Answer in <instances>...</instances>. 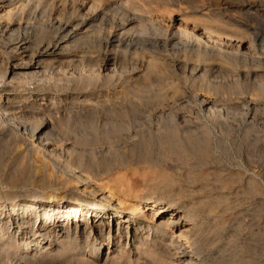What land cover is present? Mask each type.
Here are the masks:
<instances>
[{"label":"rangeland","instance_id":"1","mask_svg":"<svg viewBox=\"0 0 264 264\" xmlns=\"http://www.w3.org/2000/svg\"><path fill=\"white\" fill-rule=\"evenodd\" d=\"M79 4V0H66L60 5L55 4L56 7L49 5L45 8L43 16L37 17V20L47 23L50 16L68 17L85 13L88 5L85 10L78 11ZM126 7L128 12L131 11L130 13L141 18L134 31L140 36L142 34L147 35V38L151 36L150 39L157 35L165 39L170 34L173 35L174 31L188 34L189 32L182 30V27L178 29L180 22L183 21L195 32L207 29L212 31L210 33L214 40L219 38L218 40L228 46L209 47L210 51L202 58L204 62L206 60L209 64H217L218 67L208 72L204 79H199L203 72L193 75L189 74L190 72L182 73L180 70L172 71L171 74L163 71L165 74L168 73L166 75L168 78L163 77V80L169 81L171 78L169 83L161 82L162 75L159 73L156 77L152 73L150 74L152 77L148 76L147 79L146 72L141 73V61L153 55L158 58L159 52V55L164 52L161 48L155 49L151 42L148 43L149 41L145 43L139 41L138 38L141 37L136 36L134 49L132 47L127 53L122 54L125 61L121 62L119 68L121 73L115 74L111 79L104 71L99 77L93 76L89 80L86 76L76 74V70L67 69L57 75L52 74L50 70L48 72L50 74L46 73L45 97L53 94L51 90L54 84H57L62 91L55 93L53 99H59L61 104L67 101L66 109L57 111L59 115L53 110L51 112L53 117L49 116L50 113L17 114V118L11 120V126L28 128L25 133L13 132L10 124L0 121V204L7 205L13 197L26 199L32 195L58 194L68 198L77 194L82 184L75 185L72 181L73 176L69 170L67 171L68 167L75 173L87 176L89 182L96 186H101L103 182L113 183L111 177L119 172L116 175H122L119 176L120 180L124 178L121 181L122 185L127 184V187L128 185L131 187L132 196H128L131 198L145 196L151 186L158 185L161 178L166 177V184H162L166 187L162 188L161 185L160 190L152 197L162 204H174L176 208L183 203L187 207L189 204V207H194L191 220L195 223L194 229H197L195 232L198 242L195 249L207 258L209 264H264V0H130ZM29 23L33 24V20L30 19ZM135 38L140 43L136 42ZM198 41L201 44L205 43L202 39ZM97 43L95 40L93 45L88 44L90 47L85 46L86 50L91 52L92 47L96 53ZM190 49L186 47L183 50L185 61H188L189 57L193 58L194 49ZM216 49L223 52L216 55L214 52ZM187 54L190 55L187 56L188 60ZM204 62H200L203 70L209 66ZM137 67H140L141 74L138 73ZM252 69L257 71V75L251 76L252 78L246 77L245 72ZM151 78H154L153 81L158 80H155V83L160 81L159 83L165 87L163 85L160 89L157 87L159 83L155 84L153 81L154 84H151ZM1 85L5 84L1 83L0 89ZM27 85L26 88L32 91L30 101L38 102L35 86L31 85V82ZM170 85L177 90L175 96L173 93L176 90L169 91ZM14 86L19 87L20 84ZM122 88L131 95L143 96L144 100L151 99V106L147 103L149 106L146 107L147 113L153 115L154 110L163 108L165 115L160 117L158 114L150 115L151 124L148 120L142 125L139 123L140 126L138 123L133 124L125 113L119 114L120 116L111 112L91 113L92 115L88 113L87 116L85 113L82 114L84 99H89L88 102L98 99L109 101L114 98L115 92ZM168 92V98L172 100L161 96ZM155 100L157 104L158 101L160 103L156 105ZM201 100L206 101L207 106L202 105ZM166 106L170 108L167 109ZM40 120L50 122V127L42 137L44 142L49 144L45 150L37 144V140L28 137L29 131L36 129L41 123ZM192 121L195 124L191 125ZM187 128H193V131ZM44 138H48L47 141ZM169 142L175 144L172 149L168 148ZM142 161L147 163H141ZM35 162L38 165L42 163V171H35L37 165ZM118 163L124 165L114 169L113 173L102 175L101 180L98 179L99 176L96 175H99L104 165L114 168L119 166ZM202 176L206 180L201 179ZM42 202L48 201L44 199ZM198 202L201 204L196 206ZM50 206L54 207V204ZM49 212L51 213V209ZM3 218L1 215L0 219ZM20 226L14 225L17 235L25 231V227ZM103 251L106 252L105 247L100 250Z\"/></svg>","mask_w":264,"mask_h":264},{"label":"bare ground","instance_id":"2","mask_svg":"<svg viewBox=\"0 0 264 264\" xmlns=\"http://www.w3.org/2000/svg\"><path fill=\"white\" fill-rule=\"evenodd\" d=\"M65 1L66 0H0V84H5L1 85L0 89V121L10 124V128L13 132L25 133L28 131V128L26 129L24 126H11V120H13L14 117L17 118L16 115L19 113L25 114L24 112H30V114L38 115H48L50 113L49 116H51L53 110H56V114H58L57 111L60 112L66 109L65 105L67 101H63L64 103L61 104L59 99H57L58 101L53 99L55 93L62 91V88L56 86L57 84H54V87L51 86L53 87L51 90L53 93L50 96L51 98L45 97L47 92V88H45V84L47 83L46 73L50 70V72L55 75L67 69L70 71L76 70V74L86 76L89 80L92 79L91 77L93 76L99 77L100 73L104 71L111 79L115 74L119 75L121 73L119 68L121 62L124 60L122 54L127 53L133 46L135 47L134 37L137 36L138 38L139 36L141 37L138 38L140 39L139 41L144 43L149 41L148 43L151 42L155 49L157 48L159 50L161 48L164 52L161 55H159V52L158 58H155L153 55L141 61V73L142 71L146 72V76L144 75L146 78L152 73L155 74L154 77H156V74L159 73L162 75V79L159 80L161 82L167 81L163 80V77H167L166 75L170 72L172 73V71L180 70L182 73L190 72L189 74L193 75L203 72L204 74H201L202 76H199V79H204L208 72L215 70L218 66L217 64H209L206 60L204 62L202 56L210 51L208 49L209 47L220 48L224 47V45L226 47L228 46L218 40L219 38L214 40L215 38L213 39L211 36L212 31L207 29L209 32H195L194 29L189 28L185 24L186 22L183 23L184 21L182 23L180 22L178 29L182 27V30L185 29L189 32L188 34L185 32L184 34H182V32L176 33V31H174L175 33L173 35L170 34V36H166L167 38L165 39L162 38L160 34V36L157 35L151 39L150 35L149 38L144 34L141 36L140 34L137 35L134 31V27L140 23L141 18L130 13L131 11L128 12L126 4L130 0H79L80 4L78 11L85 10L88 5V9L85 13H77L75 16L70 15L68 17L55 16L56 18H51L50 16L49 21L47 19V23L43 20L46 24L44 22L41 23L42 20L40 22V19L37 20V17L40 18L47 6H55V4L60 5L61 3H65ZM30 19L33 20V24L29 23ZM138 39L136 40L135 38V41L139 42ZM198 39H202L205 43L201 44ZM95 40L98 42L96 44L98 46V51L95 53L96 50L94 51L92 47L91 52L87 51V45H90V43L93 45ZM186 47L187 49H194V54L192 53L193 58H190V55L188 56L189 53L186 55V57H189L190 61L188 57V61H185L183 50ZM214 52L216 55H219L223 51H220L221 53L219 50ZM171 54L174 55L172 56ZM201 61L208 63V69L205 68L207 71L203 70L200 64ZM123 67L124 66H122V68ZM139 68L138 70L135 68V70L139 71ZM163 71H167L168 73L165 74ZM138 73H140V71ZM242 74H244V72ZM256 75L257 71L253 69L245 72V76L248 78ZM153 79L151 78V84L153 82L155 83L156 79L154 81ZM193 79L195 80L196 78L194 77ZM8 80L10 81L7 82ZM170 80L167 82L169 83ZM28 82H31V85L35 86L34 91L38 93L36 95V97L39 98L38 102L36 100L35 102L33 100L30 101L29 98L31 97L32 91L26 88ZM9 84L11 86H9ZM15 84H20V86L15 87ZM59 84L61 85V83ZM37 85L41 86L38 87ZM163 85L159 83L157 87L161 89ZM196 86L195 88H197ZM170 87L171 89L169 91L176 90V88H173L171 85ZM23 92H25V94ZM176 92L177 90L173 93L174 96ZM115 93L116 94L113 96L114 98L109 101L98 99L97 101L88 102L89 99H84L82 108L84 112L82 111V114L85 113V116H87L88 113H90L89 115L103 112H111L116 115L125 113V115L127 114L129 118H131L130 120L133 124L141 123V125L149 120L152 114L146 112V107L148 106L147 103L151 106V99L149 101L147 97V100H144L145 98L143 99V96L131 95L130 92H127L124 88ZM185 95L187 94L185 93ZM161 96L163 98H168L169 92L164 95L165 97L163 95ZM176 96L178 99V95ZM156 97L159 96L156 95ZM33 98H35V96ZM169 99L171 98H168V100ZM195 99L197 100V98ZM203 100H201L200 103L207 106L206 101ZM162 101L163 100H161V103ZM158 102L160 103V101ZM165 102L163 103L165 104ZM158 104L156 103V105ZM209 105L208 108L210 110ZM167 106L165 108H167ZM154 109H156V107ZM151 111L153 112V110ZM164 111L165 109L162 108L161 110V108H159L154 110L153 115L158 114L160 117L164 114ZM61 113L63 114V112ZM189 116L191 117V115ZM169 118L170 116L168 119ZM176 119L178 120L177 117ZM44 121L41 122L40 120L41 123L39 126L33 131H29L28 137L31 140H37V144L45 150V147H48L49 144L45 143L42 137L48 127H50V122L46 121L43 123ZM148 122L150 123V120ZM182 122H187V120ZM190 124L192 125L195 123L192 121ZM148 129L147 127V130ZM187 129L193 131V128ZM194 129L198 130V128ZM202 129H204V127ZM44 139L47 141L48 138ZM161 139H163V137ZM169 143L170 144H166V146L168 145V148L171 147L170 149H172L175 144H172L173 142ZM39 162L40 161H38V163ZM143 162L144 161L141 163ZM38 163L35 165V171L37 172L42 171V163L39 165ZM144 163L146 164L147 161ZM123 165L119 164V166H113L114 168L104 165V168L98 173L99 175L96 176H99L98 179L101 180L102 175L109 174L114 169H119ZM68 170L73 176L72 181L75 182V185H78V183L82 184L77 194L68 198L65 195L58 194L55 196L50 194H43L41 196L32 195L28 196L26 199L13 197L7 205L0 204V216H4L3 219H0V264H209L206 260L207 258H204L203 255L195 249V245L198 242H196L197 234L195 232L197 229H194L195 223L191 220L194 215V207H189L190 204L187 207L183 203L176 208L174 204H162L152 197L156 191L158 192V190H160L163 183L166 184V177L161 178V182L158 183L159 186L157 184L151 186L150 190H148V192L146 191L147 193L145 196H134L131 198L128 197L129 195L132 196L130 194L131 187L129 188V185L127 187V184H125L126 186L122 185L123 182L121 181L124 178L120 180L119 176L122 175H116L119 172L111 177L113 178V183L109 182V184H105V182H103L101 186H96L89 182L87 176L85 177L80 173H75V171L69 169V167L67 171ZM201 179H205V177L202 176ZM164 187H166V185L162 188ZM132 194H134V192H132ZM44 199L48 202H42ZM51 204H54V207L50 206ZM200 204L201 203L198 202L196 206ZM50 209L51 213L49 212ZM126 211H128L127 215L125 214ZM15 224L17 226H24L25 231L17 235V230L14 227ZM104 247L106 248V252H100Z\"/></svg>","mask_w":264,"mask_h":264}]
</instances>
